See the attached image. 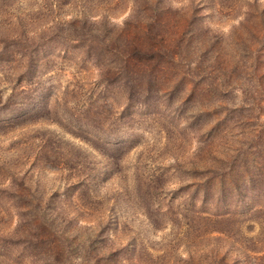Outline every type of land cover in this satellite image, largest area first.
Segmentation results:
<instances>
[{
	"label": "rangeland",
	"instance_id": "1",
	"mask_svg": "<svg viewBox=\"0 0 264 264\" xmlns=\"http://www.w3.org/2000/svg\"><path fill=\"white\" fill-rule=\"evenodd\" d=\"M222 258L264 264V0H0V264Z\"/></svg>",
	"mask_w": 264,
	"mask_h": 264
},
{
	"label": "trees",
	"instance_id": "2",
	"mask_svg": "<svg viewBox=\"0 0 264 264\" xmlns=\"http://www.w3.org/2000/svg\"><path fill=\"white\" fill-rule=\"evenodd\" d=\"M136 47L138 48V46H136ZM137 48H136V49H137ZM137 51H138V49H137ZM137 51H136V52H137ZM137 54H138V52H137ZM137 54H136V55H131V57L135 59V58H137V56H138ZM132 58H128V60H132ZM209 169H211V168H209ZM211 178H212V176H207L206 179L211 180ZM205 190L207 191V188H205ZM207 192H208V191H207ZM260 258H262V257H261V256L253 257V256H250V255H247V258H246V259H247L248 261H249V260L252 261V260H258V259H260ZM221 262H222L221 264H227L226 259H223V258H222V261H221Z\"/></svg>",
	"mask_w": 264,
	"mask_h": 264
}]
</instances>
